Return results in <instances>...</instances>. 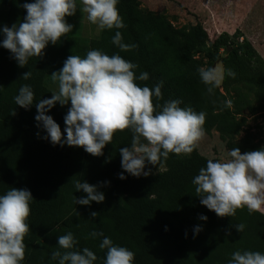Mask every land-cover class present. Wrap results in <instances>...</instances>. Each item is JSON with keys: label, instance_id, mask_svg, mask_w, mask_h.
<instances>
[{"label": "trees", "instance_id": "obj_1", "mask_svg": "<svg viewBox=\"0 0 264 264\" xmlns=\"http://www.w3.org/2000/svg\"><path fill=\"white\" fill-rule=\"evenodd\" d=\"M25 2L34 0H2L0 26L11 27L20 21L27 13L19 5ZM118 8L124 28L104 29L94 40L62 37L55 45L49 43L41 57L30 58L24 68L0 46V195L11 187L27 188L33 195L22 264H57L52 253L58 249V237L69 231L78 240V249L88 247L96 253L95 264H104L106 250L99 248L103 237L87 238L92 231L133 251L134 264H227L237 250L264 253V213L249 214L244 208L234 217H219L200 203L192 180L209 158L198 148L187 156L170 154L162 166L146 163L145 171L151 169L148 176L125 172L127 178L120 179L119 149L130 144L129 130L117 131L99 157L81 147L53 145L43 138L47 133L37 127L36 104L52 96L50 74L60 70L68 56L84 57L98 49L109 55L119 53L138 64L137 75L148 72V81H137L141 86L153 87L162 80L163 98L155 103L179 99L181 107L205 112V133L215 131L223 141L244 133L241 143L247 151L264 147L263 139L248 125V117L264 115V59L249 40L232 41L231 35L222 33L211 41L202 23L175 27L164 15L141 7L139 0H119ZM116 31L125 43L138 47L121 51L112 43ZM204 48L210 52L209 66L222 60L226 70L224 84L213 97L205 95L206 86L197 72L198 67H206L196 58ZM29 70L31 78L20 79ZM227 70L235 72V77L227 75ZM24 84L31 85L35 93L29 109L14 102ZM251 91L257 105L250 98ZM226 100H231V108L224 107ZM46 114L63 131L66 112L59 103ZM76 181L93 185L109 181L98 188L105 201L76 204V197L86 196L76 190ZM91 211L99 215L93 219ZM201 215L207 220L200 219ZM239 223L245 225L242 233L235 228ZM196 226L202 229L198 234L194 233Z\"/></svg>", "mask_w": 264, "mask_h": 264}, {"label": "clouds", "instance_id": "obj_2", "mask_svg": "<svg viewBox=\"0 0 264 264\" xmlns=\"http://www.w3.org/2000/svg\"><path fill=\"white\" fill-rule=\"evenodd\" d=\"M118 3L119 0H79L83 13L81 24L86 19L99 30L124 28ZM19 6L27 14L11 27L0 26L3 35L0 46L9 50L11 58L24 68L30 58L41 57L49 43L55 45L72 32L74 26L66 17L76 14L78 4L77 0H34ZM112 43L121 51L138 47L125 43L120 31L115 32ZM138 68V64L119 53L109 55L98 49L89 50L84 57L68 56L63 67L50 74L57 90L50 98H42L36 104L37 127L47 133L43 138L53 145L81 147L88 154L99 157L117 131L129 130L132 134L130 144L119 149L123 169L120 179L127 178L125 172L135 177L148 176L151 169L145 171L146 163L162 166L170 154L190 155L205 136L207 114L192 107H181L179 99L155 103L154 100L163 98L164 82L161 80L153 87L141 86L137 81H148L149 73L142 71L137 75ZM197 72L206 86L205 95L213 97L221 86L224 71L209 66L198 67ZM227 75L234 78L236 74L227 70ZM31 76L29 70L20 79L29 80ZM34 100L35 93L29 84L22 85L14 97L15 104L25 109H29ZM57 103L71 105L64 117L63 132L53 117L46 114ZM231 106V100L224 101V107ZM15 114L16 110L12 115ZM108 184L109 181L99 185L76 181V190H82L86 196L76 197L75 203L104 202L105 194L98 188ZM192 184L200 203L219 217H234L238 209L244 208L249 214L261 212L264 210V147L246 153L234 147L227 158L208 159ZM32 200V192L27 188L11 187L0 195V264H22L24 261ZM98 215L96 211L90 212L93 219ZM199 218L207 220L203 215ZM235 228L242 233L245 225L239 223ZM201 230L196 226L194 233ZM99 237H103L99 248L106 250L104 264H134L135 253L115 245L102 232L92 231L87 238ZM78 243L71 231L60 235L52 260L57 264H95L96 253L88 247L78 249ZM227 264H264V253L237 250Z\"/></svg>", "mask_w": 264, "mask_h": 264}, {"label": "rangeland", "instance_id": "obj_3", "mask_svg": "<svg viewBox=\"0 0 264 264\" xmlns=\"http://www.w3.org/2000/svg\"><path fill=\"white\" fill-rule=\"evenodd\" d=\"M139 1L141 7L150 9L159 15H164L175 27H190L197 22L202 23L211 41L222 33L231 35L232 41H241L245 38L253 44L264 59V0ZM77 4L76 14L66 17L67 22L74 26L72 32L66 36H75L84 40L99 39L102 30H99L97 25L91 24L86 19L81 24L83 13L79 9V0H77ZM4 8L2 0H0V9ZM209 54V50L204 48L196 53V58L202 60L207 67L211 61ZM220 56L225 57L223 51L220 52ZM48 87L51 92L57 90L56 84L48 82ZM249 93L251 94L250 98L257 105V102L254 101L253 92ZM70 106L69 103L66 106H61V108L67 113ZM244 113L246 116H250L249 110H245ZM248 125L264 141V115L248 117ZM64 136L66 137V133H64ZM243 136L244 133L223 141L215 131L211 134L205 133L204 138L199 142L198 150L209 159L227 158V153L234 147H239L242 153H246L248 151L241 143ZM261 212L264 213V210Z\"/></svg>", "mask_w": 264, "mask_h": 264}, {"label": "water", "instance_id": "obj_4", "mask_svg": "<svg viewBox=\"0 0 264 264\" xmlns=\"http://www.w3.org/2000/svg\"><path fill=\"white\" fill-rule=\"evenodd\" d=\"M230 50V49H229ZM215 67H219L220 69H222L224 71V76H223V79H222V83H221V86H223L224 84V81H225V75H226V70H225V67H224V63L222 60L218 61L216 64H215Z\"/></svg>", "mask_w": 264, "mask_h": 264}]
</instances>
